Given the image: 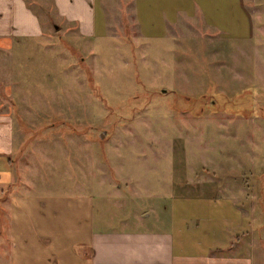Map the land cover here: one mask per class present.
Listing matches in <instances>:
<instances>
[{
	"label": "rangeland",
	"instance_id": "obj_1",
	"mask_svg": "<svg viewBox=\"0 0 264 264\" xmlns=\"http://www.w3.org/2000/svg\"><path fill=\"white\" fill-rule=\"evenodd\" d=\"M27 1L45 35L0 52V95L7 93L19 130L16 165L52 176L40 189L64 197L77 183L88 189L77 194L95 196L93 210L88 198L77 205L68 195L56 211L91 212L97 226L127 215L160 228L173 195L209 191L232 197L253 219L263 256L264 0H242L253 24L247 38L212 31L198 17L165 36H143L124 0L111 1L107 34L86 36L59 19L50 0ZM229 7L221 4V23L240 21ZM8 198H0L7 220ZM47 230L71 245L70 228Z\"/></svg>",
	"mask_w": 264,
	"mask_h": 264
},
{
	"label": "crops",
	"instance_id": "obj_2",
	"mask_svg": "<svg viewBox=\"0 0 264 264\" xmlns=\"http://www.w3.org/2000/svg\"><path fill=\"white\" fill-rule=\"evenodd\" d=\"M50 1L58 18L75 24L82 35H105L111 27L112 0ZM124 1L123 10L127 16L131 11V20H135L132 25L143 36H165L193 17L203 20L212 31L246 38L252 34L251 15L242 0H185L175 6L168 0L171 7L162 0ZM223 3L230 6L229 11L234 5L240 21L220 22ZM239 29L243 31H233ZM44 35L41 16L27 0H0V52L11 51L26 39ZM7 98L6 92L0 95V198L9 197L5 201L8 220L0 212V264H264V255L256 256L251 235L254 234L253 219L247 218L232 197L209 191L200 196L173 195L166 227L146 226L147 218L129 220L125 214L118 225L102 221L97 226L91 212L79 217L78 210L64 218L56 211L58 202H69L68 197L75 196L74 203L78 205L86 197L93 210L95 196L77 194L78 187L88 189L75 181L77 189H70L64 197L55 190L40 189L42 183L55 182L46 180L52 176L44 170H25L21 164L16 165L19 161L16 151L21 145L15 140V132L19 130L11 110L6 107L4 99ZM46 157L41 154L43 161ZM207 195L214 197H204ZM189 219H193L190 224ZM4 223L8 226L7 232L3 229ZM50 224L72 230L68 248L62 245L60 232L51 234L47 230ZM44 249L50 255L40 254Z\"/></svg>",
	"mask_w": 264,
	"mask_h": 264
}]
</instances>
